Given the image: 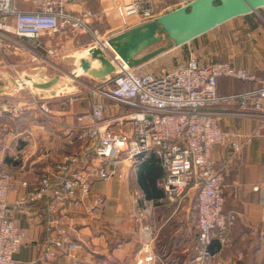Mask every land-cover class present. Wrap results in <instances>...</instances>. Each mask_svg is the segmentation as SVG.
I'll use <instances>...</instances> for the list:
<instances>
[{
	"label": "built area",
	"instance_id": "1",
	"mask_svg": "<svg viewBox=\"0 0 264 264\" xmlns=\"http://www.w3.org/2000/svg\"><path fill=\"white\" fill-rule=\"evenodd\" d=\"M24 1L31 2L33 7L19 9V0H0V66L8 65L15 72V91L27 92L31 97L14 104L5 101L0 106V115H17L32 107L43 115L51 113L49 99L36 98L34 94L38 89L34 84L40 81L19 73L7 62V56L24 47L35 52L32 62H39V50L55 55V50L43 39L62 30L75 34L91 32L93 47L102 49L115 71L107 81L89 87L90 107L76 116L78 135L68 140L69 144L78 145L76 151L38 170L35 163L23 161L21 172H37L32 180L18 179L0 159V264H17L15 254L26 241V233L13 215L15 212L44 229L39 253L27 264H92L79 254L85 243L73 236V220L81 208L91 213L105 203L103 196L93 195L96 181L110 179L126 162L134 163L151 153L162 165L161 186L169 203L180 207L192 189L198 192L196 260L197 264H215L216 254L211 245L216 238L221 246L228 243L238 215L226 210L227 166L217 164L212 150L228 141L235 153H240L252 135L223 130L217 113L208 107L218 99L220 78L255 82L257 75L227 61L202 64L195 54L176 67L144 72L141 65L130 67L109 44L110 37L92 27V12L73 16L67 11L68 4L79 0ZM192 1L178 0L177 8ZM119 9L124 17L140 24L160 16L152 0L123 1ZM261 9L263 12L259 9L256 13L264 24V7ZM18 38L32 41L33 48L23 45ZM106 96L114 98L118 105L129 107L117 119L120 130L105 122ZM241 105L244 109L264 111V84L244 93ZM22 189L27 191L20 194ZM10 192L19 195L13 202L8 198ZM90 198L92 202L88 204ZM155 205L156 202L150 201L134 210L141 243L135 264H158L159 228L150 222ZM238 257L242 258V254ZM61 258L70 261L64 263Z\"/></svg>",
	"mask_w": 264,
	"mask_h": 264
},
{
	"label": "crops",
	"instance_id": "2",
	"mask_svg": "<svg viewBox=\"0 0 264 264\" xmlns=\"http://www.w3.org/2000/svg\"><path fill=\"white\" fill-rule=\"evenodd\" d=\"M123 1L127 0H79L68 4L67 11L73 16H79L87 11L92 12L94 14L91 18L92 27L111 38L140 24L123 16L119 9ZM152 1L156 12L162 15L176 9L178 0L165 4L160 11L158 0ZM26 3L28 7H33L31 2ZM257 17L259 18L257 13L253 12L232 18L141 65L144 72L154 71L156 66L158 70L169 69L185 62L191 54H195L202 64L227 61L250 69L258 77L255 82L220 78L218 99L208 107L217 113L223 130L235 131L242 136L252 135L240 153L236 154L228 141L216 145L212 150L217 164L227 166L226 210L235 211L238 215L228 243L221 246L214 240L211 245L212 252L216 254L215 264H264V111H255L251 107L244 109L241 105L244 93L264 84V24L258 22ZM18 40L23 45L28 43L33 45L30 40L21 38ZM43 41L55 50L58 59L65 61L77 58V65L68 70L65 65L54 63L49 58L54 55H49L44 50H39L41 54L39 62H32L35 52H29L24 49L25 47L11 55L12 64L19 73L32 76L38 81L41 80L37 74L45 69L40 68V65L50 64L65 74L60 75L55 85L34 91V94L38 93L41 98L49 99L50 114L43 115L36 107H32L21 114L0 115V159L18 179L32 180L37 174L21 172L20 166L23 161L35 163L38 170L51 161L60 160L64 154L78 149V145L69 144L68 140L78 135L76 116L89 109L91 96L88 91L80 90L77 84L73 85L71 82H87L86 86L89 89L108 79V76L96 79L88 73L74 76L81 59L88 58V52L93 47L91 32L75 34L69 30H62L52 37H45ZM23 57L32 64L29 71L25 70V64L20 60ZM40 61L46 64L42 63L37 67L36 64L41 63ZM93 67L99 68L100 63L93 62ZM21 93L23 92L15 91L13 82L0 81V106L5 101L13 104L20 102L23 99ZM72 98L75 100L72 101ZM104 100L108 105L105 122L112 129L120 130L121 125L117 119L129 107L124 104L118 105L117 101L109 96ZM257 131L260 135L255 134ZM136 162H126L125 167L120 168L110 179L94 183L93 195L103 196L105 203L91 213L81 208L73 220L71 227L73 236L85 243L79 254L92 264H135L134 258L141 243L133 213L136 208L154 201L158 206L153 208L150 222L159 228L156 243L158 264H197L198 192L192 189L186 202L177 207L162 196L163 169L159 162L158 164L152 160L145 163ZM140 176L146 185H151L150 181L153 178V186L158 187V197L145 193ZM255 186L259 189H254ZM26 191L27 189H22L20 194ZM18 196L15 192H10L9 201L13 202ZM91 202L92 198L88 200V204ZM13 215L26 233V241L15 254V260L17 264H27L39 253L44 229L33 224L23 214L15 212ZM239 254H242V258L238 257ZM61 261L68 263L70 260L61 258Z\"/></svg>",
	"mask_w": 264,
	"mask_h": 264
},
{
	"label": "water",
	"instance_id": "3",
	"mask_svg": "<svg viewBox=\"0 0 264 264\" xmlns=\"http://www.w3.org/2000/svg\"><path fill=\"white\" fill-rule=\"evenodd\" d=\"M263 7L264 0H193L186 6L116 34L108 42L130 67H136L232 18L257 12ZM163 40L164 44L153 48ZM96 60L100 63L99 68L93 67ZM80 68L83 73L96 79L106 78L115 71L112 61L98 46L89 50L88 58L81 59ZM77 75L74 74L75 77ZM57 80L54 78V83ZM34 85L48 88L52 83L39 82Z\"/></svg>",
	"mask_w": 264,
	"mask_h": 264
},
{
	"label": "rangeland",
	"instance_id": "4",
	"mask_svg": "<svg viewBox=\"0 0 264 264\" xmlns=\"http://www.w3.org/2000/svg\"><path fill=\"white\" fill-rule=\"evenodd\" d=\"M175 0H158V11H160V9L167 3L169 2H173ZM261 13V11H260ZM258 16V15H257ZM258 18V17H257ZM258 22H262L260 20V18L257 19ZM165 41L163 40L161 43L155 45L153 48L157 47V46H160L162 44H164ZM27 47H32L33 48V45L32 44H25ZM49 55H53V54H49ZM12 57L13 56H7V62H11L12 63ZM50 59H52V61H54V63L58 64V65H65V67L68 69V70H71L74 65H77V58H73V59H67V60H61V59H58L55 55L52 56V57H49ZM20 60L23 62V64H25V70H30L32 68V64L29 63V61L26 59V58H20ZM41 63L39 64H36V66L38 67L40 64L44 63L46 64L45 62L43 61H40ZM171 62V61H170ZM169 62V63H170ZM30 66V67H29ZM40 68L42 67H45V69L41 70V72H39V74H37L38 78L41 80L40 82H43V83H46V82H50L52 83L51 86L55 85L57 83V81H55L54 83V78H60V75L64 76V72H60L58 69H55L53 67L50 66V64H46L44 66H39ZM39 68V70H40ZM161 68H159L160 70ZM157 71L158 70V66H156L154 68V71ZM27 71V72H28ZM38 71V70H37ZM36 74V73H35ZM0 81L1 82H15L16 81V76H15V72L11 70L10 67L7 66H3V67H0ZM54 83V84H53ZM73 85L77 84V86L79 87L80 90L86 92V91H89V89L87 88L86 84H88L87 82H71ZM70 84V85H72ZM64 86L66 85L65 83L63 84ZM95 85V84H94ZM50 86V87H51ZM49 88V87H48ZM38 90V89H35V91ZM37 92V91H36ZM79 92V91H78ZM54 94L57 93V92H53ZM23 95V99H29L31 96L30 94H28L27 92H23L21 93ZM36 98H41L38 93L37 95L35 94ZM39 96V97H38ZM158 206V204L155 205V207Z\"/></svg>",
	"mask_w": 264,
	"mask_h": 264
},
{
	"label": "trees",
	"instance_id": "5",
	"mask_svg": "<svg viewBox=\"0 0 264 264\" xmlns=\"http://www.w3.org/2000/svg\"><path fill=\"white\" fill-rule=\"evenodd\" d=\"M27 4L28 3H26V1H24V0H19V2H18V8L19 9H28V8H30V7H28L27 6ZM32 8V7H31ZM260 11L261 12H263V10L262 9H260ZM150 160H152V161H155L157 164H158V162H159V164H160V166H161V168H162V165H161V163H160V160L153 154V153H151V154H148V155H146V156H141V157H139V159L137 160V162L139 163V162H142V163H145V162H147V161H150ZM136 162V163H137ZM163 169V168H162ZM150 174H151V172H150ZM153 178H151V181H150V184L151 185H146L145 184V182H144V180H143V177L142 176H140V183H141V185H142V187H143V189H144V191H145V193L148 195V196H151L152 194L153 195H155L156 197H158V187H156V186H153V180H152ZM149 186H150V188H149ZM150 189L152 190V191H150ZM162 196L165 198V193H164V189H163V192H162ZM158 199V198H157ZM234 228V227H233ZM233 230V229H232ZM232 232V231H231ZM231 232H230V234H229V237H230V235H231ZM198 239H199V233H198ZM214 240H217L218 242H219V240L216 238V239H214ZM220 243V242H219ZM221 245V244H220ZM198 250H199V248H198Z\"/></svg>",
	"mask_w": 264,
	"mask_h": 264
},
{
	"label": "bare ground",
	"instance_id": "6",
	"mask_svg": "<svg viewBox=\"0 0 264 264\" xmlns=\"http://www.w3.org/2000/svg\"><path fill=\"white\" fill-rule=\"evenodd\" d=\"M96 61L99 63L98 60H96ZM94 62H95V61H94ZM76 73H77V74H82L83 71H82V69H81L80 67H78L77 70H76Z\"/></svg>",
	"mask_w": 264,
	"mask_h": 264
}]
</instances>
